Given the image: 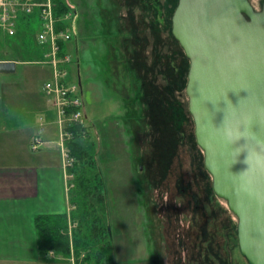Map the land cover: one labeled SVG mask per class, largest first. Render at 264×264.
I'll list each match as a JSON object with an SVG mask.
<instances>
[{
    "label": "rangeland",
    "instance_id": "obj_1",
    "mask_svg": "<svg viewBox=\"0 0 264 264\" xmlns=\"http://www.w3.org/2000/svg\"><path fill=\"white\" fill-rule=\"evenodd\" d=\"M67 1L77 13L79 56L68 76L79 74L92 100L81 98L82 107L94 116L87 124L89 179L107 197L123 195L139 233V264H249L237 247L236 218L214 195L194 140L183 90L188 59L167 23L175 0ZM249 1L259 9V0ZM35 23L0 38V60L16 64L0 76V92L10 87L0 126L32 111L49 72L35 62L45 50L34 42Z\"/></svg>",
    "mask_w": 264,
    "mask_h": 264
},
{
    "label": "water",
    "instance_id": "obj_2",
    "mask_svg": "<svg viewBox=\"0 0 264 264\" xmlns=\"http://www.w3.org/2000/svg\"><path fill=\"white\" fill-rule=\"evenodd\" d=\"M177 0L170 32L188 59L184 93L213 193L236 218L249 264H264V0ZM76 58V57H75ZM15 61L0 60V74Z\"/></svg>",
    "mask_w": 264,
    "mask_h": 264
},
{
    "label": "crops",
    "instance_id": "obj_3",
    "mask_svg": "<svg viewBox=\"0 0 264 264\" xmlns=\"http://www.w3.org/2000/svg\"><path fill=\"white\" fill-rule=\"evenodd\" d=\"M48 77L49 72L45 80ZM77 81L81 98L92 101L84 95L79 74ZM41 87L42 83L32 111L12 125L0 126V264H69L70 251L76 257L84 255L76 259L78 264H139V233L129 219L132 212L120 203L123 195L107 197L100 182L98 194L78 193L75 174L88 170V163H74L73 158L70 166L62 167L55 143L57 127L51 122L54 112ZM9 88L2 85V103L9 97ZM83 110L86 126L79 129L84 134L78 140L82 149L89 150L87 124L94 116ZM35 135L41 143L31 149ZM90 202L97 203L93 213H89ZM92 229L93 239L104 231L103 238L93 241Z\"/></svg>",
    "mask_w": 264,
    "mask_h": 264
},
{
    "label": "built area",
    "instance_id": "obj_4",
    "mask_svg": "<svg viewBox=\"0 0 264 264\" xmlns=\"http://www.w3.org/2000/svg\"><path fill=\"white\" fill-rule=\"evenodd\" d=\"M67 10L55 13L52 0H0V38H7L16 34L22 23L29 20L36 22L38 31L33 37L35 44L45 48L41 60L35 61L49 68V77L42 84V94L49 100L54 112L51 120L57 127L56 145L60 152L62 167L66 168L73 162L68 153L66 142L71 140L73 133L71 127L80 129L85 126L81 91L77 80L68 76L67 66L75 62L74 51L76 38L77 13L74 6L65 0ZM74 43L72 52L66 43ZM61 44V45H60ZM84 131H79L83 136ZM41 140L37 135L30 142L31 149H37ZM69 252V264H78L76 259H83Z\"/></svg>",
    "mask_w": 264,
    "mask_h": 264
},
{
    "label": "trees",
    "instance_id": "obj_5",
    "mask_svg": "<svg viewBox=\"0 0 264 264\" xmlns=\"http://www.w3.org/2000/svg\"><path fill=\"white\" fill-rule=\"evenodd\" d=\"M52 1L54 3V11H55V13H63V12H65L67 10V7L65 6V0H52ZM176 3H177V0H175V2L173 3L171 12L169 13V16H168V19H167V23H168V28H169V33L170 34H171V32H170V26H171L170 19H171V14H172V11H173ZM27 23H30V21L27 20L23 24H27ZM22 27L23 26L20 25L19 28L21 29ZM77 46L78 45H77V37H76V41H75V47H76V51L75 52H76V59H77L76 62L79 61ZM36 48L37 47H35V49ZM169 66H171V69L173 70L172 65L169 64ZM174 69H175V71L174 70L173 71L176 72V73L179 71L178 67H176ZM176 70H178V71H176ZM173 71H171V72H173ZM186 72H187V69H186ZM186 72H185V79H184V82H183V90H184V86H185V82H186ZM176 73H174V74H176ZM135 95H137V94H135ZM79 129L80 128H78L77 126H73V127L70 128V130L73 133V137L71 138V140H69L70 142L68 143L69 154L74 158V163L82 162V163H88L89 164L90 162H88V159H89V156H90L91 152L89 150H84V149L81 148V142L78 140ZM90 164L88 166H90ZM89 169L88 170L84 169V170L78 172L77 174H75V178H74V181L76 183L75 185H76V187H78V193H82V194L83 193L84 194H86V193L98 194V184H99V182L93 183V181L91 179H89V175H87L88 172H89ZM94 175L96 176V173ZM95 204L97 205V203H93V202L88 203L89 208H90L89 213H93L92 211L95 210L94 208H96V207H94ZM85 205H87V203H85ZM86 209L87 208H84L85 211H86ZM94 220H95V218H92L90 220V223L92 225L94 223ZM235 228H236V223H235V226H234V232H235V236H236V229ZM50 236H51V234H47V237H50ZM103 236H104V231L102 232L101 235H99V233H98V235L96 236L95 239H98V237H100L102 239ZM91 238L92 239L94 238L93 229H92ZM95 239H93V241Z\"/></svg>",
    "mask_w": 264,
    "mask_h": 264
}]
</instances>
